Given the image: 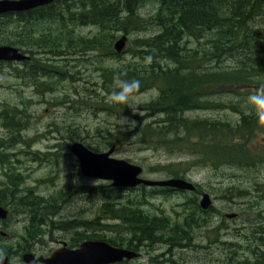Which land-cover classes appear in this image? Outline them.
Returning <instances> with one entry per match:
<instances>
[{
	"label": "trees",
	"instance_id": "obj_1",
	"mask_svg": "<svg viewBox=\"0 0 264 264\" xmlns=\"http://www.w3.org/2000/svg\"><path fill=\"white\" fill-rule=\"evenodd\" d=\"M81 1L80 7L74 0L60 3L57 10H50L38 18L44 20V24H15L10 18L3 20L0 32L7 33L9 27L15 32L13 38L1 37L0 46L19 47L25 53L35 51L47 57L34 58L32 63L25 61L18 67H13L12 63L1 62L0 65H8L11 74L23 86L30 85L38 94H44V90L49 92L53 88L52 77L68 80L69 66L61 70L52 62L57 60L59 52H65V59L78 51L104 52L106 57L116 60L123 59V55L128 53L132 60L119 67L99 68L103 74L104 93L109 96L113 91H119L115 82L119 75L122 80H139L140 88L135 96L154 90L157 95L136 107L131 102H97L110 114L130 116L137 122L127 134L108 133L102 137L105 149L115 147L118 151L122 142L127 140L154 151L189 153L192 157L197 156L194 161H233L235 131L229 126L230 119L198 117L190 120L187 114L197 110L218 114L224 110H235L238 98H248L251 89L255 91L264 86V0ZM147 1H151L156 9L153 14L144 16L142 11ZM93 24L97 29L94 36L77 33ZM20 28L25 29L22 30L24 33L17 32ZM155 30L158 32L150 37L131 40L133 47L127 49V45L122 54L115 52L114 44L122 35L129 38L132 34ZM118 33L122 35L118 37ZM192 43L194 46L190 47ZM148 55L153 59L146 65L144 58ZM69 78L73 80V76ZM244 89L245 94H240ZM95 95L97 97V93ZM65 101L70 102L68 98ZM10 108L0 110V128L8 132L6 138L0 139V148L4 150L15 147L19 143V135L27 129L23 123L25 111ZM96 137L101 138L100 130ZM77 138L86 142L85 137ZM84 145L94 152L102 150L99 145ZM66 148L68 150L69 144ZM157 170H163L170 177H182L177 166H159ZM77 171L81 174L79 169ZM21 183L22 179L17 175L9 177V183L0 191V205L8 207L13 203L27 212L30 220L24 238L37 237L45 220H52L49 218L58 211L57 206L70 202L68 199L73 198L75 191L66 189L58 194L62 197L45 200L27 188L30 196L18 199L15 191ZM97 193L106 196L102 189ZM112 194L114 199V189ZM127 201V207L121 209L106 202L99 209L98 226L102 227L101 220L112 219L115 224L119 220V224L137 238L142 234L136 228L140 220L139 199ZM83 224L75 220L60 223L65 230H74ZM122 232L120 228L119 232L115 230L116 236L111 242L114 246L124 247L118 237ZM256 264H264L262 253L258 254Z\"/></svg>",
	"mask_w": 264,
	"mask_h": 264
},
{
	"label": "flooded vegetation",
	"instance_id": "obj_2",
	"mask_svg": "<svg viewBox=\"0 0 264 264\" xmlns=\"http://www.w3.org/2000/svg\"><path fill=\"white\" fill-rule=\"evenodd\" d=\"M64 1L66 0H55L29 10L0 13V23L10 18L15 24H44V20L38 18L50 10H57L60 3ZM74 1L77 7L81 6V0ZM91 27L96 26H86L83 29ZM20 52L28 57L25 61L31 63L34 56L37 58L36 54H39L35 51L25 53L21 49ZM64 54V51L59 52L57 59H64ZM41 55L38 58H41ZM25 61L10 63L13 67L14 65L18 67ZM246 88H251V86ZM251 90L248 92L249 96L254 92ZM245 91L244 89L239 93L243 94ZM57 104L60 107L63 102L57 100ZM243 104H249L248 98H238L237 107L231 110L234 112V117L227 118L230 119L229 126L235 131L233 161H190L185 163V168L180 169L181 178L168 176L155 180L181 179L189 185L186 190L170 186L149 187L144 185L135 188H114L111 181L89 179L83 177L79 171H75V181L82 177L92 182H101V185L80 187L66 182L58 186L55 179L59 177L61 169L66 167V154L70 152L72 145H69L67 150L65 136H62L59 126H49L54 130L29 137L27 132L33 126L31 124L33 115L29 114L27 109L23 110L26 114L23 123L27 125V129L19 135V143L8 150L0 148V191L6 187L12 175H17L22 179L20 188L27 191L29 187L25 186L26 178L22 171L26 165L23 164L22 157L31 154L32 158H26L30 162L51 167L56 171L54 178L47 180L53 182L52 192L40 193L37 188H30L35 196L45 200L60 198L62 196L56 191L61 189L75 191L72 197L76 195L78 198H84L88 194L98 195L97 191L102 189L106 192V196H101V200H97L101 202L100 206L92 204L89 210L79 208L84 210L81 212L84 215L76 218L75 221L84 224L74 230H65L60 225L64 223L62 222L64 219L58 220V218L63 217L62 211L66 205L59 204L58 211L49 218L54 219L45 220L41 234L37 237H23L22 243L14 240L16 234L11 235L5 231L9 228L11 216L23 217V221L16 220L18 223L25 222L27 219L24 218L27 216L29 222V214L17 210L13 203H9L8 207L0 205L8 211V218L4 221L0 220L2 222L0 235L6 240L13 241L12 245H0V250L8 257L4 264H30L25 262V256L29 254L33 255V260L36 261L32 264H46L43 260L50 259L57 250H78L85 242L102 241L114 246L111 242L116 236L115 230L119 232V228L123 230L118 234L124 245L122 248L136 252L137 258L125 259L118 264H256L258 254L264 255V177L259 176L264 168V123L257 122L258 117L252 113L254 110L252 106H241ZM196 112H201L203 115L210 114L208 111L200 110L189 112L187 115L190 120L198 118L193 117V113ZM221 117L199 118L219 120ZM36 137L55 143L47 147L46 151H32ZM260 137L261 139L257 141L259 144H255L254 141ZM75 166L77 170H80L78 161ZM3 179L8 182H3ZM113 189L115 193L124 192V194L116 195L113 199ZM137 191L139 192L135 193ZM130 198L139 199L140 220L136 228L142 232L141 236L138 235L137 238L131 236L129 229L121 226L119 220L116 224L112 219L101 220L103 225L98 226L96 221L99 209L106 202L121 209L127 207V200ZM89 213V219L83 218ZM52 223L55 225H51ZM55 234L59 235V238ZM46 237L56 245L50 250H41L45 246L37 244L45 243L44 238ZM179 253L185 255V260L179 257Z\"/></svg>",
	"mask_w": 264,
	"mask_h": 264
},
{
	"label": "rangeland",
	"instance_id": "obj_3",
	"mask_svg": "<svg viewBox=\"0 0 264 264\" xmlns=\"http://www.w3.org/2000/svg\"><path fill=\"white\" fill-rule=\"evenodd\" d=\"M147 2L148 3L146 4V7L142 11V15L144 16L153 14L156 9L151 1ZM38 29L40 30L41 27H38ZM22 30L25 31L24 28H20L17 30V32H23ZM14 32L15 29L9 27L7 33L0 32V38L3 36L13 38ZM96 32L97 29L95 27H91L82 29L77 33L90 36L92 34H96ZM154 32L155 31H146L129 35L127 49L133 47L131 40L150 37L152 34H154ZM156 32H158V30H156ZM121 35L122 33L117 34L118 37ZM193 46L194 43L190 44V47ZM39 55L41 54H36L37 58ZM40 57L43 59L47 56L41 55ZM123 57L124 58L121 60H116L109 59L104 55V52L93 53L92 51H78L72 56H69L68 59L61 58V60H52V62H54L61 70L69 66L67 69L69 76L68 80H59L56 76L52 77L51 82H53V88L49 92L44 90V94H38L36 90L30 85L28 87L23 86V84L19 83V81L11 74L12 71L8 65H0V110H3L4 107H14L18 110L27 109L29 114L33 115L31 118V124H33V126H31L30 130L27 132L29 137H35V135L40 133H47L54 130L49 126H59L62 136H65L66 144L72 145L75 142H80L83 144L91 143L95 146H101V152H106L108 150H106L103 146L104 140L102 137H105L108 133L119 134L122 136L129 133L136 125H132L130 123L131 120H135L132 117L110 114V112L106 110L103 105L97 104V102L100 101H103V103L111 102L108 100V95L104 93L102 89L103 74L99 68H117L122 63L132 60L131 55L128 53H125ZM72 76L73 80L69 78ZM95 93H97V97ZM156 95V90L149 91L135 96V99L131 100L130 102L136 107L140 104L149 102L152 98L156 97ZM65 98H68L70 102L66 103ZM57 100L63 102L60 107L57 104ZM208 116H211L212 118H219L221 116L233 118L234 112L231 110H224L219 114L205 113L204 115L201 112L193 113V117ZM98 130L101 131V138L96 137ZM7 134L8 132L6 130L0 128V139L6 138ZM77 136L85 137L86 142L80 140L77 138ZM73 139H75V141H73ZM260 139L261 137L258 140H255V144H257V141ZM54 143V141L52 142L50 140L47 142L43 138L36 137L32 151H46L47 147ZM118 149L119 150L115 151L112 157L141 166L143 168V178L149 180H158L168 177V175L163 170H157L159 166H177L179 167L180 171V169L185 168L186 162L197 160V156L192 157L189 153L176 152L175 154H171L166 150L154 151L147 148H141V146L136 144V142L133 141L130 143L127 140L122 142ZM26 158H32V155L27 154V156L23 155L22 157L24 161L23 164L26 165V167L22 170L26 178L25 186L31 189L37 188L40 193L52 192L53 182L47 180L53 179L55 176L54 173H56V171L51 167L41 166L39 163H32ZM65 161L66 167L61 169L59 177L55 179L58 186L63 185L66 182H68V184L71 183L80 187L101 185V182H92L82 177L75 181V171H77L75 165L77 160L70 152H67ZM259 176L264 177V168L259 173ZM2 181L5 183L8 182V180L5 181V179ZM20 187L21 186H19L15 191L17 192V198L22 199L26 196H29L27 191L21 189ZM60 192H63V190L61 189L56 191L57 194ZM121 194H124V192H116L115 196ZM97 200H101V196L97 194H88L84 198H78L75 195L70 202L64 204L66 205V208H64L62 211L63 217L58 218V220L64 219L62 222H66L73 221L78 217L80 218L82 215H84V213H81L84 212V210L79 208H85L89 210L92 204H97L100 206L101 202ZM16 209L22 212V209L17 207ZM84 217L89 219L90 213L87 216H83V218ZM19 219L20 221H23V217H17L14 215L11 216L9 228L5 232L11 235L16 234L14 240L18 242L20 241V243H22V238L26 236L25 229L28 226V217L26 216V218H24L25 220L27 219L25 222L18 223L16 220ZM1 223L2 222H0V227L2 226ZM55 236L59 238V235L55 234ZM0 238H2L0 239V245H12L13 241L6 240L1 235ZM44 241L45 243L37 244L39 246H45L41 250H50L52 247H55L54 245H56L51 243L50 238L48 237L44 238ZM179 254V257H182L183 260H185V255H182V253Z\"/></svg>",
	"mask_w": 264,
	"mask_h": 264
},
{
	"label": "water",
	"instance_id": "obj_4",
	"mask_svg": "<svg viewBox=\"0 0 264 264\" xmlns=\"http://www.w3.org/2000/svg\"><path fill=\"white\" fill-rule=\"evenodd\" d=\"M55 0H3L0 1V13L29 10ZM128 36L123 35L114 44L117 54H122L127 46ZM28 57L13 46H0V62H23ZM70 152L80 165L81 173L89 179L111 181L114 188H135L140 185L170 186L186 190L189 185L181 179L154 181L142 178L143 168L125 160H118L112 155L115 147L106 152H94L83 143L72 144ZM8 218V211L0 206V220ZM137 253L115 247L107 242H85L78 250L61 249L52 257L43 260L46 264H118L125 259L133 260ZM33 255L25 256V262L35 263Z\"/></svg>",
	"mask_w": 264,
	"mask_h": 264
},
{
	"label": "clouds",
	"instance_id": "obj_5",
	"mask_svg": "<svg viewBox=\"0 0 264 264\" xmlns=\"http://www.w3.org/2000/svg\"><path fill=\"white\" fill-rule=\"evenodd\" d=\"M152 56L148 55L144 58V63L150 64L152 62ZM115 82L119 91H113L109 94L108 100L114 103L128 104L131 100L135 99V93L140 88L139 80H122L119 75L115 77ZM248 103L255 111V115L261 123H264V86L256 89L253 94L248 97ZM139 113H134V115ZM132 125L136 124L135 120H131ZM8 259L7 254L0 250V264H4V261Z\"/></svg>",
	"mask_w": 264,
	"mask_h": 264
},
{
	"label": "bare ground",
	"instance_id": "obj_6",
	"mask_svg": "<svg viewBox=\"0 0 264 264\" xmlns=\"http://www.w3.org/2000/svg\"><path fill=\"white\" fill-rule=\"evenodd\" d=\"M105 210H107V209H105ZM110 214V213H109ZM103 217V216H102ZM105 217V216H104ZM111 221V220H110ZM96 222H98V220L96 221ZM106 223V222H105ZM99 224V223H98Z\"/></svg>",
	"mask_w": 264,
	"mask_h": 264
}]
</instances>
